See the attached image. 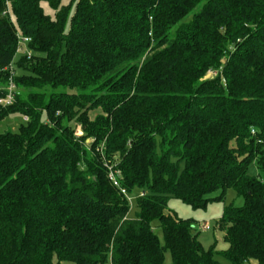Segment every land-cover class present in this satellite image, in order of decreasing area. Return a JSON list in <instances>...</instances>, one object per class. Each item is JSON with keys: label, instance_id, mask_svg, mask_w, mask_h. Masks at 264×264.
<instances>
[{"label": "trees", "instance_id": "1", "mask_svg": "<svg viewBox=\"0 0 264 264\" xmlns=\"http://www.w3.org/2000/svg\"><path fill=\"white\" fill-rule=\"evenodd\" d=\"M72 1L0 0V264H264V0ZM228 189L205 249L168 201Z\"/></svg>", "mask_w": 264, "mask_h": 264}, {"label": "rangeland", "instance_id": "2", "mask_svg": "<svg viewBox=\"0 0 264 264\" xmlns=\"http://www.w3.org/2000/svg\"><path fill=\"white\" fill-rule=\"evenodd\" d=\"M62 4L69 5V16L72 15L75 3L72 0H61ZM44 11L51 16L54 15V10L46 3H41ZM67 21V26L69 22ZM214 75L213 72H208L205 77H209ZM97 111H91L90 116L93 117ZM42 120L45 121V116L42 117ZM23 121V116L19 113H15L12 115L7 116L3 120L0 121V132H4L6 130H15L17 126ZM74 126L75 133L80 135L82 133L80 129V125L76 124L75 122L71 123ZM77 136V135H76ZM108 167H111L110 165ZM258 171L254 163H251L248 167V174L250 175H257ZM140 191L138 189H134L132 192L128 193V200L130 204V209L128 211L127 217L131 218L134 217L135 213L138 211L136 206V198L139 195ZM217 192L212 193V195H217ZM228 204H233L234 206H242L243 205V198L238 196L233 189L226 190L223 199L221 200H213L209 202L205 208L195 209L190 205L180 201L176 198H171L168 201V209L173 211L178 217L181 218H190L194 222L195 231L198 232V239L201 241L203 247L205 249L213 248L215 251H224L227 248V243L224 241L221 230L217 227V220L222 214L224 206ZM208 223L210 225V229L206 231H200L199 225ZM154 225V232L160 239V242L163 243V233L161 229L157 226V222L153 223ZM216 258L225 264H228V261L222 257L221 255H215ZM165 259L167 262L170 261V253L166 251ZM65 264H73L71 262H65ZM105 264H110L109 260ZM244 264H251L246 262Z\"/></svg>", "mask_w": 264, "mask_h": 264}, {"label": "built area", "instance_id": "3", "mask_svg": "<svg viewBox=\"0 0 264 264\" xmlns=\"http://www.w3.org/2000/svg\"><path fill=\"white\" fill-rule=\"evenodd\" d=\"M7 12H8V9H7ZM17 39H18V44H17L16 53L26 52L27 54H29L30 52H28L25 47H26L27 43L30 41V38L26 37V36H23L20 33H17ZM8 69H9V71L12 74L13 73L12 64H10L8 66ZM13 89H14V86L11 83L10 86H9L8 92L5 93V95L0 98V104L2 106L10 105L14 101ZM24 119H26V118H24ZM252 132H254V131L252 130ZM76 135L78 136V134H76ZM108 168L110 169V172L108 174L109 179L113 182V184L117 185L116 174L117 175L119 174L118 171L117 170L112 171L110 167H108ZM121 191L128 198V194L126 193V191L124 189H121ZM199 229L201 231L209 230L210 229V225L208 223L200 224L199 225Z\"/></svg>", "mask_w": 264, "mask_h": 264}, {"label": "crops", "instance_id": "4", "mask_svg": "<svg viewBox=\"0 0 264 264\" xmlns=\"http://www.w3.org/2000/svg\"><path fill=\"white\" fill-rule=\"evenodd\" d=\"M251 264H257L255 261L251 260L250 261Z\"/></svg>", "mask_w": 264, "mask_h": 264}]
</instances>
